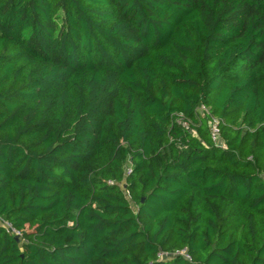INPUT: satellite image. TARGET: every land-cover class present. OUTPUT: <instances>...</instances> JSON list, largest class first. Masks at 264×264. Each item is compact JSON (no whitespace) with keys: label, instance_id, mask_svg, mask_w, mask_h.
<instances>
[{"label":"trees","instance_id":"1","mask_svg":"<svg viewBox=\"0 0 264 264\" xmlns=\"http://www.w3.org/2000/svg\"><path fill=\"white\" fill-rule=\"evenodd\" d=\"M0 216V264H264V0H0Z\"/></svg>","mask_w":264,"mask_h":264},{"label":"built area","instance_id":"2","mask_svg":"<svg viewBox=\"0 0 264 264\" xmlns=\"http://www.w3.org/2000/svg\"><path fill=\"white\" fill-rule=\"evenodd\" d=\"M197 111L203 115L204 112H207V109L203 106L200 105L197 109ZM176 122L178 124H180L183 128L191 131V133H193V130L189 129L188 126V122L187 120L184 118L183 115L179 114L176 118ZM209 131H210V136L212 138V140L215 142V144H217L218 146H222L223 145V140L220 138L219 136V130L217 127V120L216 119H211L209 122ZM131 172V164L130 162L126 163L125 167H124V175H128ZM109 183H113L112 181H108ZM127 198H129L128 193H125ZM0 227H3L4 230L9 233L12 236H17L18 238L22 237V231L17 228L13 223H11L10 221L6 220L5 218L0 216ZM173 256H182L183 258L187 259V260H191V256L188 253V250L186 247H183L181 249H176L170 253H163L160 252L159 253V257L160 258H166V257H173Z\"/></svg>","mask_w":264,"mask_h":264},{"label":"water","instance_id":"3","mask_svg":"<svg viewBox=\"0 0 264 264\" xmlns=\"http://www.w3.org/2000/svg\"><path fill=\"white\" fill-rule=\"evenodd\" d=\"M14 238H15V240H17V241H18V239H19L17 236H14Z\"/></svg>","mask_w":264,"mask_h":264}]
</instances>
